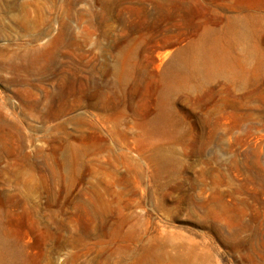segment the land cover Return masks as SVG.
<instances>
[{"label": "rangeland", "instance_id": "rangeland-1", "mask_svg": "<svg viewBox=\"0 0 264 264\" xmlns=\"http://www.w3.org/2000/svg\"><path fill=\"white\" fill-rule=\"evenodd\" d=\"M0 255L264 264V0H0Z\"/></svg>", "mask_w": 264, "mask_h": 264}, {"label": "bare ground", "instance_id": "bare-ground-1", "mask_svg": "<svg viewBox=\"0 0 264 264\" xmlns=\"http://www.w3.org/2000/svg\"><path fill=\"white\" fill-rule=\"evenodd\" d=\"M27 19L31 18V13H27ZM42 35H39L41 39ZM65 37V33L62 32L57 41H60ZM37 38V39H38ZM34 40V41H37ZM189 53H193L196 62H190L187 58ZM42 51H33L32 46H28L24 55L21 57L17 55V59L22 60L21 63L15 65H10L9 68L17 73H25L32 70L35 65H37L42 58ZM235 63L229 59L226 48L222 45L220 41L210 43L206 48L195 49L193 47L187 49L185 52H180L176 50L169 58V62L166 65L165 73V90L170 91L180 84L186 82L189 77L197 71V69H203L207 72H213L217 70H224L225 68H231ZM39 71V69L37 70ZM0 264H7L2 256L0 255Z\"/></svg>", "mask_w": 264, "mask_h": 264}]
</instances>
